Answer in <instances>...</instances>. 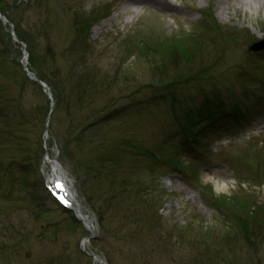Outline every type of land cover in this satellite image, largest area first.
Returning <instances> with one entry per match:
<instances>
[{"label":"rangeland","instance_id":"374dc122","mask_svg":"<svg viewBox=\"0 0 264 264\" xmlns=\"http://www.w3.org/2000/svg\"><path fill=\"white\" fill-rule=\"evenodd\" d=\"M153 1L0 0V106L34 112L0 117V264H264V0ZM214 90L226 111L193 147L184 111Z\"/></svg>","mask_w":264,"mask_h":264},{"label":"trees","instance_id":"16d2710c","mask_svg":"<svg viewBox=\"0 0 264 264\" xmlns=\"http://www.w3.org/2000/svg\"><path fill=\"white\" fill-rule=\"evenodd\" d=\"M33 56H29V61L32 62ZM164 67V66H163ZM31 70H33V65H30ZM34 72V71H33ZM35 75L46 81L51 89L52 95L55 97L58 92L60 93L61 90H59V80H56L55 76L50 74H45V72L40 71L38 73H35ZM31 85L36 86V82L29 81ZM73 91H78V87L74 86L72 88ZM82 92L80 91V94ZM212 97H210L208 94L202 95L203 100L202 104L199 106L196 105H190L187 107V111H184L187 117V121L184 123V126H181V133L182 138L185 142H187L189 145L193 146V142L190 141V139H197V133L194 134L191 132L193 125L194 127H198V130L203 132L204 126L206 124L209 125V127L213 126V123L218 119V116H216L215 111H221L224 112L225 107L222 102L221 94L218 90H214V92H211ZM175 100H172V103H174ZM201 103V102H200ZM25 104V100H23L22 94L19 96V98L12 102H7L4 105L0 106V117H8L12 113H14L15 119H22L24 117V120L33 118L34 112L32 113L31 105L27 106ZM215 110V111H214ZM31 111V112H30ZM182 112V111H181ZM242 111L236 108L234 112H232L233 117H237ZM11 113V114H10ZM204 120H207L208 123H206L204 126H200V123ZM196 123V124H195ZM194 147V146H193ZM21 166V165H20ZM17 167V165H16ZM21 170V169H20ZM12 173L8 177V183H11L12 180ZM11 181V182H10Z\"/></svg>","mask_w":264,"mask_h":264},{"label":"bare ground","instance_id":"6f19581e","mask_svg":"<svg viewBox=\"0 0 264 264\" xmlns=\"http://www.w3.org/2000/svg\"><path fill=\"white\" fill-rule=\"evenodd\" d=\"M126 1L131 2V3H138V4L139 3H147V4H151L153 6H158L157 3H154L153 0H126ZM248 1L249 0H246V2H248ZM169 6H171V4L163 5L162 8H165L166 10H168L170 8ZM258 41H255V42H258ZM50 164L53 168H55L52 172V178L56 179L55 180V183H56L55 186L59 187V189L61 191H63L67 200L70 199V202H73V206L76 209V212H77L79 219L81 220V222L84 224V226L86 227V229L89 232H93L94 227H93V222H92L90 215L87 212H85L77 203L74 202V199L71 198V196H72L71 194H70V196L68 195V193H70L69 192V185L64 179L65 177H64L62 170L58 169L57 165H55L54 162H51ZM217 188H220V187H218V185H217ZM67 191H68V193H67Z\"/></svg>","mask_w":264,"mask_h":264},{"label":"water","instance_id":"95a60500","mask_svg":"<svg viewBox=\"0 0 264 264\" xmlns=\"http://www.w3.org/2000/svg\"><path fill=\"white\" fill-rule=\"evenodd\" d=\"M262 49H264V39L261 40V41H258V42H254V43L251 44V45L249 46V48H248V50L253 51V52H255V51H260V50H262ZM24 66H25V65H24Z\"/></svg>","mask_w":264,"mask_h":264}]
</instances>
